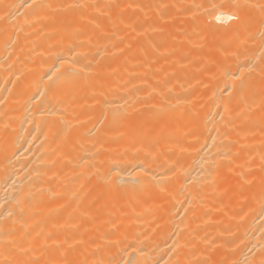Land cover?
I'll list each match as a JSON object with an SVG mask.
<instances>
[{
    "label": "bare ground",
    "instance_id": "obj_1",
    "mask_svg": "<svg viewBox=\"0 0 264 264\" xmlns=\"http://www.w3.org/2000/svg\"><path fill=\"white\" fill-rule=\"evenodd\" d=\"M0 264H264V0H0Z\"/></svg>",
    "mask_w": 264,
    "mask_h": 264
}]
</instances>
